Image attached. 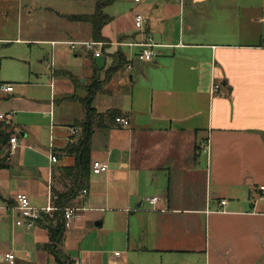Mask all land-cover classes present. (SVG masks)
<instances>
[{
	"label": "crops",
	"instance_id": "obj_1",
	"mask_svg": "<svg viewBox=\"0 0 264 264\" xmlns=\"http://www.w3.org/2000/svg\"><path fill=\"white\" fill-rule=\"evenodd\" d=\"M85 1L26 3L29 15L46 13L51 25L39 41L49 46L44 64L54 91L46 105L14 97L1 109L11 116L0 134L16 136L19 147L10 156L9 138L0 137V158L9 156L0 169V264H7L8 252L14 264H264V40L206 42L201 30L223 29L200 22L209 9L228 8L227 1L239 12L253 10L245 4L250 0H115L104 10L111 21L101 30L99 57L80 44L69 45L93 42L88 23L67 19L93 13L94 7L75 9ZM261 2L258 20L264 23ZM135 14L145 18L142 31ZM60 21L68 24L58 27ZM147 37L157 45L156 54L141 60V48L129 44ZM115 52L124 54L127 65L104 82L91 105L99 113L115 110L129 124L105 121L94 129L84 187L64 207L77 209L73 223L54 243L61 211L32 228L16 226V198L26 194L32 206L44 208L53 204L52 189L72 186L65 168L76 158L64 151L82 136L80 100L93 65L103 80ZM70 57L83 68L79 73L66 69ZM4 84L12 86L0 81ZM39 110L48 115L50 138L38 148L39 126L20 125L13 116ZM34 148L40 164L30 159ZM94 161L108 170L94 174ZM152 197L158 198L154 207L147 202ZM221 200L226 204L219 205Z\"/></svg>",
	"mask_w": 264,
	"mask_h": 264
},
{
	"label": "rangeland",
	"instance_id": "obj_2",
	"mask_svg": "<svg viewBox=\"0 0 264 264\" xmlns=\"http://www.w3.org/2000/svg\"><path fill=\"white\" fill-rule=\"evenodd\" d=\"M227 1V0H226ZM28 0H0V81L12 84L14 92L9 96L0 90V111L9 107L10 101L16 97L31 99L40 105L48 104L51 100L52 91L49 86L51 71L45 66L44 59L50 58L49 46L40 42L45 38V30H52L47 26L46 13L29 15L26 3ZM228 8L214 12L209 9L207 14L200 20L203 27L208 29L212 25L223 30H201L206 33L204 40L211 43H254L264 40V23L259 22L262 6L261 0H250L246 5H251L253 10L239 12L237 5L230 3ZM94 0H86L76 6L77 11H92ZM46 14V15H44ZM63 22V23H62ZM66 21L57 23L58 27L65 26ZM29 40V41H26ZM102 65L103 59H96ZM54 68V67H53ZM59 69V66H55ZM67 70L79 73L83 68L78 61L70 57L66 66ZM56 82L60 77L54 76ZM60 87V85H59ZM79 106V104H78ZM42 109V108H41ZM48 115L42 114L41 110L30 115L16 111L13 121L20 125L39 126L38 148L48 146L50 131L47 125ZM52 136V134H51ZM53 137V136H52ZM33 149V147L31 146ZM30 154V159L37 164L43 162L39 149ZM27 161L29 156H26ZM33 161V162H34Z\"/></svg>",
	"mask_w": 264,
	"mask_h": 264
},
{
	"label": "trees",
	"instance_id": "obj_3",
	"mask_svg": "<svg viewBox=\"0 0 264 264\" xmlns=\"http://www.w3.org/2000/svg\"><path fill=\"white\" fill-rule=\"evenodd\" d=\"M115 0H94V11L91 14H80V15H70L67 17L69 21L72 22H84L88 23L91 28V36L93 41L100 42L104 41L101 30L102 28L111 21L105 12V8L114 3ZM112 63L105 71V76L103 80L100 79V68L93 65L92 76L90 83L85 87L86 95L80 100L82 103L85 117L84 119L77 123V126L81 128L82 136L78 144H69L65 153L68 155H75L76 162L72 167L65 168L66 177L72 179V186L66 191L55 192L52 189L53 204L57 208L66 207L70 200L73 199L82 187H84L90 162V140L91 135L96 128H103L105 126V121L108 123H114V119L119 116V113L115 110H107L105 112H97L91 105L95 94L101 89L104 82L112 76L113 73L122 69L127 65V60L121 52H115L112 55ZM8 123L1 122L0 128L8 127ZM2 142H5L6 138H9V133H1ZM8 154L3 158H0V169L7 167ZM63 224L60 223L52 231L51 241L58 243L63 235ZM60 264H71L68 262H60Z\"/></svg>",
	"mask_w": 264,
	"mask_h": 264
},
{
	"label": "built area",
	"instance_id": "obj_4",
	"mask_svg": "<svg viewBox=\"0 0 264 264\" xmlns=\"http://www.w3.org/2000/svg\"><path fill=\"white\" fill-rule=\"evenodd\" d=\"M134 3H139L141 0H130ZM135 26L137 30L142 31L143 25L145 23V18L141 14H135ZM81 45L87 52H91L94 57H99L101 55L100 47L103 45L102 42H83V43H70V47L74 48L76 45ZM130 46H138L141 48V51L138 55L139 59L141 60H151L156 52L154 48L157 46L152 42L150 38H146L144 41L135 44H129ZM51 67L53 66V62H51ZM130 68V66H129ZM218 86H214V89H217ZM0 90L3 93H10L12 92V86L9 84L0 85ZM11 116V113L2 112L0 111V123L7 122L8 118ZM114 123L121 125V126H128L129 122L127 119L117 116L114 119ZM70 133L74 134L75 130L73 128L70 129ZM19 147V140L16 136H10L8 139V154L11 156ZM204 151L208 154L209 153V145L208 142L205 145ZM50 161L55 162L56 157L51 154ZM92 172L94 174H100L108 170V165L103 162L94 161L91 166ZM261 190H264V187H260ZM147 202L151 206H155L158 202V198L152 197L148 198ZM226 201L221 200L219 201V205H225ZM14 210L17 212L18 216L15 220L16 226H25L26 228H32L38 221L42 220L44 216L50 215L53 212L61 211L62 213V224L64 230H67L71 227L73 223V219L75 217V213L77 209L67 207L64 209H59L54 206L52 203L48 204L44 208L34 207L30 204L28 196L26 194H18L16 198V205L14 206ZM118 255V253H116ZM4 261L7 264H14L15 257L13 253H5L3 257ZM78 264V263H73Z\"/></svg>",
	"mask_w": 264,
	"mask_h": 264
}]
</instances>
